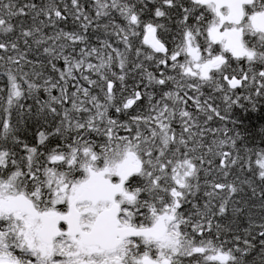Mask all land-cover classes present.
I'll use <instances>...</instances> for the list:
<instances>
[{"label": "snow or ice", "instance_id": "6c2138e0", "mask_svg": "<svg viewBox=\"0 0 264 264\" xmlns=\"http://www.w3.org/2000/svg\"><path fill=\"white\" fill-rule=\"evenodd\" d=\"M0 264H264V0H0Z\"/></svg>", "mask_w": 264, "mask_h": 264}]
</instances>
